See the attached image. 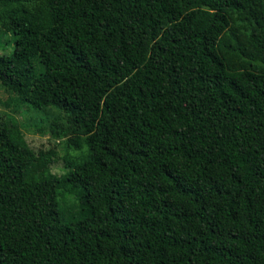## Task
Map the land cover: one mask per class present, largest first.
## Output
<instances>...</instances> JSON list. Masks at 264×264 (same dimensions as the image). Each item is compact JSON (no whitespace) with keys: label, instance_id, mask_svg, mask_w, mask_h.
<instances>
[{"label":"trees","instance_id":"obj_1","mask_svg":"<svg viewBox=\"0 0 264 264\" xmlns=\"http://www.w3.org/2000/svg\"><path fill=\"white\" fill-rule=\"evenodd\" d=\"M0 28L7 105L89 149L55 173L0 109V264H264V0H0Z\"/></svg>","mask_w":264,"mask_h":264},{"label":"rangeland","instance_id":"obj_2","mask_svg":"<svg viewBox=\"0 0 264 264\" xmlns=\"http://www.w3.org/2000/svg\"><path fill=\"white\" fill-rule=\"evenodd\" d=\"M13 50V35L0 28V53L7 54ZM15 95L0 84V109L13 112L26 134L29 144L35 149L54 150L58 159L53 163V172L62 174L66 164H74L87 157L89 149L85 138L77 131H68L63 137L54 136V122L65 123L62 113L55 107L36 109L29 105L15 107L7 105ZM67 199H71L66 196Z\"/></svg>","mask_w":264,"mask_h":264}]
</instances>
